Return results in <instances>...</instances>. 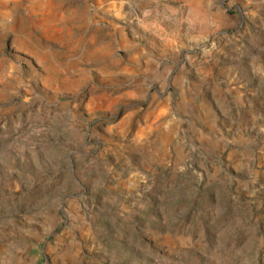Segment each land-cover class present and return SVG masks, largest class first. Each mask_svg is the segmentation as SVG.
Listing matches in <instances>:
<instances>
[{
	"label": "rangeland",
	"instance_id": "rangeland-1",
	"mask_svg": "<svg viewBox=\"0 0 264 264\" xmlns=\"http://www.w3.org/2000/svg\"><path fill=\"white\" fill-rule=\"evenodd\" d=\"M9 5L0 264H264V0ZM187 58L241 91L212 151L167 102Z\"/></svg>",
	"mask_w": 264,
	"mask_h": 264
},
{
	"label": "crops",
	"instance_id": "crops-1",
	"mask_svg": "<svg viewBox=\"0 0 264 264\" xmlns=\"http://www.w3.org/2000/svg\"><path fill=\"white\" fill-rule=\"evenodd\" d=\"M10 1L0 0V53L4 40L11 29L9 23L14 11L9 5ZM191 22L196 28L198 21L192 18ZM150 31H152L151 28ZM180 48L181 46L177 43L173 44L172 50L179 52ZM158 52H162L163 55L165 50L161 49ZM204 58L202 63H208L211 69L220 62L218 54L206 52ZM193 62L194 60L187 58L183 70L179 71L171 80L169 76L165 78L169 83L166 88V90L168 89L166 92L167 102L173 101L171 95L179 94L178 99L174 101L178 114L184 116V121L193 122V124H189L195 128L198 134L199 147L212 151L213 148H218L225 142L224 131L220 126V106L227 95L235 100L237 93L241 91L233 86L234 73L224 72L222 75L215 76L213 71L206 72L205 65H198L193 71L186 70L188 67H193ZM160 69H162L161 66ZM163 70L166 71V69ZM165 75H168V72Z\"/></svg>",
	"mask_w": 264,
	"mask_h": 264
}]
</instances>
